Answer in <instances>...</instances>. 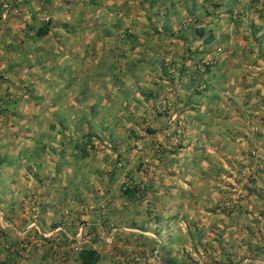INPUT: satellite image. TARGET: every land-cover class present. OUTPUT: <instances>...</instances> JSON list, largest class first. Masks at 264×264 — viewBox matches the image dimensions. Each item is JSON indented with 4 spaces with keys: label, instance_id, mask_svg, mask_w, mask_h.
<instances>
[{
    "label": "rangeland",
    "instance_id": "obj_1",
    "mask_svg": "<svg viewBox=\"0 0 264 264\" xmlns=\"http://www.w3.org/2000/svg\"><path fill=\"white\" fill-rule=\"evenodd\" d=\"M146 1L148 0H137L138 6L144 8ZM76 2V0H37V3H29L26 6L27 11L31 10L33 13L31 17H23L24 13H19L20 0H0V9H5V18L0 21L2 22L0 26L1 29H7L6 33L0 36L1 48L6 47L5 51L0 52V60H2L0 61V119L2 123L3 121L7 123V153L9 161L12 162L8 166L23 171L28 177H33L30 182L34 184L35 190L42 186L41 183L44 184V177H48L47 185L52 193L46 196L42 192L38 196L31 192L24 194L20 199L22 206L30 210L36 206L39 208L38 214L42 212V206L47 203L52 205L54 211L66 209V213L71 214L72 227L75 226V229L71 230L67 227L64 231L63 227L53 228L57 220L48 221L46 224L41 238L47 239L45 244L55 252L52 264H79V250L90 247L91 243L99 248V251H96L97 259L94 264H225L229 261V251L227 252L223 243L216 241L218 238L215 236L216 231L206 227L192 228L184 225L180 228L176 227L175 221H169L163 231L164 236L158 234L155 238L148 237L143 240V233L139 232L134 238L127 233L115 231L116 234L113 236L105 231L107 229L109 231L111 225L107 228L95 224L94 220L103 216L108 220V217L111 218L116 214L120 222L123 219L127 221V211L124 210L133 199L122 192L123 184L128 180L126 176L133 169L141 172L145 168L151 169L149 164L139 159L147 154H152L155 158L159 157V140H167L169 143L165 152L172 151L173 154L184 146L178 143L182 135L176 130L183 123L178 122L181 125L174 126L167 133L164 131L161 134V125H158L160 120L156 119V116L166 115L165 105L154 115H151L146 108L130 109L126 105L130 103L126 98L129 92L121 91L117 93L116 98L111 97L110 91L106 88L108 84L105 78L115 79L123 75H132L136 80H144L159 74L166 82L165 93L173 94L178 87L176 80L179 77L199 74L195 68L196 63H199L202 71L212 64L215 56L209 53V49L217 48L224 41L232 44L244 41L254 44L264 43V14L261 13L264 10V0H151L150 8L153 10L165 8V11L162 13L153 11L151 19H144V25L150 28L148 33L133 34L125 30L121 32L122 34L113 36L118 39V45L110 46L107 42H99V37L103 38L107 35L100 32L95 36L97 45L93 43L86 49L90 55L85 66L82 63L81 67L70 68L62 65L66 62L61 59L65 54L63 48L54 47V43L59 45L64 42L63 37L54 33L37 35L35 30L49 20L45 18L47 10L54 9L58 14L55 18H59L55 19V23L62 22L65 12L73 9ZM82 5L87 13L93 12V0H85ZM256 16H262L260 20L262 23L255 21ZM95 21L97 20L93 17H88L86 20L89 22L88 26H93L92 23ZM75 25L77 23L68 20L61 27H65V31L70 33ZM256 26L259 28L258 33ZM21 28L24 30L23 35L16 33ZM227 28H230V31L227 32ZM223 29L227 32L224 35L226 38L223 36ZM211 30H215L216 33V39L211 42L212 47L208 45L209 49H201L200 46L206 43L203 38L208 33H212ZM22 42L41 46L52 44L48 50L46 47L40 50L36 59H32V50H29L30 55L24 57L22 62L21 69H24L23 73L28 75L33 72L29 60L34 61L36 65L35 69L40 76L36 84L40 91L38 95L34 93L32 95L34 87L32 88L30 82H20L16 77H10L12 79H8V82L1 80L7 78V73L15 75L17 70L20 71L15 59L14 47ZM138 44L137 52L141 54V60L132 70L125 65L127 64L125 62L130 54L129 51L133 52L132 49ZM67 53L69 54V51ZM144 54L147 56L150 54V63L154 65L148 66L145 63H149L150 60L145 61ZM106 56H112L115 62L108 63ZM94 58L98 60L96 64L93 63ZM5 59L9 63L6 68L1 65ZM117 61H120V66L117 65ZM81 86L82 90L78 91ZM137 90L145 101L143 93L146 92L147 87L142 84L137 85ZM80 93L87 97L76 101L73 95L78 96L81 95ZM98 95L103 96L100 100H104L105 103L88 110V114H80L81 109L78 105L83 106ZM36 107L39 108V114L29 115L27 110ZM155 124L159 127L157 132L152 130ZM149 144L152 149L147 147ZM240 150L242 151L238 150V152L242 155L246 153L248 156H253L256 153L248 148ZM250 160L253 161L243 165H240L238 160H234L231 169L237 179H228L217 173L218 175L207 180L209 187H221L232 193L242 188H264V177L258 174L254 159ZM178 163L175 157H172L167 161V165L154 164L152 170L182 172L191 168L188 164ZM206 173L207 166L201 169V177L208 179ZM112 176L117 178L119 176L120 183L113 184ZM26 186L30 187V184L26 183ZM202 186L205 189L208 187L206 184ZM111 192H120V195L115 197L119 201V206L113 205L112 210L110 206L108 207L110 199L107 200ZM15 196L13 194V197ZM142 197L141 193L138 194L134 203L136 206L134 212L137 215L134 222L140 225L146 221ZM204 198L202 201L206 202L207 196ZM239 198V195L230 197L235 202ZM155 202L159 203L158 197ZM81 203L85 207L80 206ZM156 203L152 202V205ZM77 204L80 206H78L80 211L70 209V206ZM154 228L158 230L159 226H154L153 230ZM103 229L104 232H101ZM187 230L189 233L195 230V237L187 235ZM100 234L104 237L111 235V238L106 241L104 237L103 239L99 237ZM35 237V234H28L26 231L16 232L10 227L1 228L0 264L25 263L30 251L29 242ZM97 239L99 242H96ZM239 245L233 243L231 247L239 248ZM247 246L255 248L250 244ZM218 253L221 254L220 258ZM238 261L239 259H235L233 262Z\"/></svg>",
    "mask_w": 264,
    "mask_h": 264
},
{
    "label": "crops",
    "instance_id": "obj_2",
    "mask_svg": "<svg viewBox=\"0 0 264 264\" xmlns=\"http://www.w3.org/2000/svg\"><path fill=\"white\" fill-rule=\"evenodd\" d=\"M76 1L73 9L65 12V18L61 20L62 22L55 23L59 18H55L58 17V14L54 9L47 10L45 15L46 20H49L48 29L44 34L54 33L56 36L63 37L64 42L59 43V45L54 43V47L63 48L62 51L65 54L61 59L66 60V62L64 61L66 64L62 65H67L70 68L81 67L82 63L85 66L90 55L86 49L88 45L93 43L97 45L95 36L99 35L100 32L107 34V37H99V42H107L110 46L118 45V39L113 36L122 34L121 32L125 30L133 34L136 32L146 34L150 28L144 25V19H151L153 11L156 13L165 11V8L163 10L150 8L151 0L145 2L144 8L138 6L137 0H93V12L87 13L82 5L85 0ZM29 3H37V0H20L19 13L23 12V17H31L33 14L31 10L27 11L26 6ZM154 6L156 5L154 4ZM4 10L0 11V21L5 18ZM261 13L263 15L264 10ZM88 17L97 20L92 23L93 26H88L89 22H86ZM261 18L262 16H256L255 21H260ZM68 20L77 23L72 27V33H68L65 31V27H61ZM51 24L54 25L51 26ZM1 26L0 36L7 31V29H1ZM255 28L257 29L256 33H258V26ZM18 31L17 34L23 35V28L18 29ZM228 31L230 28H227ZM211 32L203 38L206 43L200 46L201 49H209L208 45L212 47L211 42L216 39V33L215 30H211ZM227 32L223 29V36ZM224 37L226 38V36ZM50 46L52 44L41 46L34 43H17L14 47L16 53L14 55L20 71L17 70L15 75L7 73V78L1 80L8 82V79H12L10 77H16V80L20 82H30L33 85L32 95L39 93V87L36 84L39 82L40 76L35 69L34 61L29 60V66L33 70L30 75L23 73L22 62L24 57L30 55L28 54L29 50H32V59H36L40 50L44 47L48 50ZM138 46L139 44L132 49L133 52L129 51L130 54L125 62L127 63L125 65L132 70L141 60V54L137 52ZM5 50L6 47L2 49L0 43V52ZM208 51L215 56L212 64L208 65L205 71H202L200 70L201 67L199 68V63H196L195 68L199 73L197 76L179 77L178 79L176 77L178 87L173 94L165 93L166 84L164 83L166 82H164L163 76H159V74L144 80H136L132 75H123L115 79L114 77L105 78L108 84L106 88L110 91L111 97L116 98L117 93L121 91L129 92V96L126 98L130 103L126 105L130 109L134 107L146 108L149 109L151 115H154L160 107L163 108L165 105L167 107L166 115L156 116V119L160 120L158 125H161V134L164 131L167 133L174 126L181 125L178 122L183 123L176 130L180 131L182 135L178 143L184 146L176 154H173L172 151L165 152L169 142L159 140L160 153L158 159L152 154H147L139 159V161L149 164L151 169L146 170L145 168L143 172L133 169L126 176L128 180L124 182L122 192L133 199V201H129L130 205H127L128 208L124 210L127 211V221L121 218L122 222H120V218L116 214L111 218L108 217V220H105L103 216L94 222L99 227L102 225V227L108 228L111 225L110 230L105 231L113 234V236L116 234L115 231L118 233L121 231L122 234L127 233L135 238L140 232L144 234L143 240L148 237L155 238L158 234L164 236L163 231L168 226L169 221H175L176 227L180 228L184 225L192 228L206 227L216 231L215 236L218 237L216 241L223 243L227 252L229 251V256L227 255L229 261L225 264H259L258 260H264V188H242L232 193L221 187L213 186L210 188L207 180L218 174L226 176L228 179H237L231 169L232 162L238 160L240 165L248 164L253 161L250 160L251 158L254 159L258 174L264 177V43L254 44L244 41L232 44L224 41L217 48ZM144 57L145 61L151 59L150 54L149 56L144 54ZM106 59L108 63L115 62L112 56H106ZM0 61L2 62V60ZM97 61L94 58L93 63L96 64ZM150 62L151 60L149 63H145L148 66L154 65ZM119 63L120 61H117L118 66H120ZM1 65L6 68L9 65L7 59ZM141 84L147 87L146 92L143 93L145 101L137 90V85L140 86ZM81 90L82 86L78 91ZM68 97L71 98V96ZM84 97L87 96L83 94L73 95L76 101ZM102 98L103 96L98 95L95 99L92 98L89 103L86 102L83 106L78 105L81 109L80 114H88V110L93 109L96 105H103L105 102L100 100ZM27 111L28 114L30 113L29 115H38L40 112L38 107ZM152 127H154L152 130L157 132L159 127L156 124ZM6 133L7 123L4 121L2 123L0 119V229L10 227L16 232L22 230L28 234H35L36 237L29 242L30 251L27 260L25 263L19 264H52L55 252L45 244L47 239L41 238L42 231L47 226L48 221L55 222L56 220L53 228L63 227L62 229L66 231L67 227H70L72 230L75 226L72 227L71 214H67L66 209L54 211L55 209L49 203L42 206L41 211L43 213L40 212L39 214L37 213L39 208L36 206H33L32 210L22 206L20 199L24 194L31 192L38 196L42 192L46 196L52 192L47 185L48 177H44V184L41 183L42 186L35 190L34 184L30 182L34 179L33 177H28L26 176L28 174L23 171L8 166L12 162L9 161L7 153ZM147 147L152 149L150 144ZM247 148L255 151V155L248 156L246 153L242 155L238 152V150L242 151L240 149ZM164 152L165 154H163ZM238 153L239 155H237ZM172 157H175V161L179 162V165L188 164L191 168L182 172L180 170L175 172L152 170L154 164L167 165V161ZM206 166L208 179L201 177V169ZM111 179L113 184L121 180L119 176L118 178L112 176ZM26 183L30 184V187L26 186ZM202 184H206L207 189ZM111 193V197H107V200L110 199L108 207L110 206L112 210L113 205L119 206V201L115 197L119 196L120 192ZM140 193L143 195L141 202L144 206V219H146L141 225L134 222L137 216L134 212L136 209L134 203ZM13 194L17 197H13ZM233 195H239L240 198L235 202V200L230 199ZM206 196L207 201L203 202L202 200ZM157 197L158 204L155 202ZM152 202L156 205H152ZM79 205L83 206L84 204ZM79 205L70 206V209L80 211ZM27 213L32 217L30 218ZM79 214L82 216L81 213ZM61 219L63 222H58ZM107 221L109 224L106 225ZM154 226H159V229L154 228L153 230ZM187 231V235L195 237V230L190 233L189 230ZM101 232H104V229ZM99 237L103 239L104 236ZM96 242H99L98 239ZM233 243L240 244L239 248L231 247ZM248 244L255 246V248H249ZM227 245L229 246L227 247ZM90 247L97 252L99 251L94 243H91ZM219 256L221 254L218 253V258H220ZM235 259H239V261L233 262Z\"/></svg>",
    "mask_w": 264,
    "mask_h": 264
},
{
    "label": "trees",
    "instance_id": "obj_3",
    "mask_svg": "<svg viewBox=\"0 0 264 264\" xmlns=\"http://www.w3.org/2000/svg\"><path fill=\"white\" fill-rule=\"evenodd\" d=\"M47 23L48 21H45L41 25H39L36 28L35 33L37 35L46 33L48 29ZM96 259H97V252L94 248L85 247V248H81L78 252L79 264H94Z\"/></svg>",
    "mask_w": 264,
    "mask_h": 264
},
{
    "label": "built area",
    "instance_id": "obj_4",
    "mask_svg": "<svg viewBox=\"0 0 264 264\" xmlns=\"http://www.w3.org/2000/svg\"><path fill=\"white\" fill-rule=\"evenodd\" d=\"M112 229H114V228H112ZM110 238H111V235H106V236L104 237V239H105L106 241H108ZM258 263H262V264H264V261H262V260H258Z\"/></svg>",
    "mask_w": 264,
    "mask_h": 264
}]
</instances>
